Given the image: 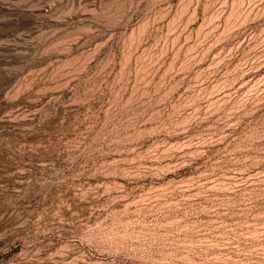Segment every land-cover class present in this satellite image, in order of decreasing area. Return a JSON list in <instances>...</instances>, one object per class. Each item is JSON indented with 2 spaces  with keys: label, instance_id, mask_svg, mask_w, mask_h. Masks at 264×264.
I'll list each match as a JSON object with an SVG mask.
<instances>
[{
  "label": "rangeland",
  "instance_id": "374dc122",
  "mask_svg": "<svg viewBox=\"0 0 264 264\" xmlns=\"http://www.w3.org/2000/svg\"><path fill=\"white\" fill-rule=\"evenodd\" d=\"M0 264H264V0H0Z\"/></svg>",
  "mask_w": 264,
  "mask_h": 264
}]
</instances>
